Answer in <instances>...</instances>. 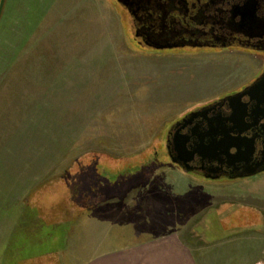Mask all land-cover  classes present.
I'll use <instances>...</instances> for the list:
<instances>
[{"label":"rangeland","instance_id":"rangeland-1","mask_svg":"<svg viewBox=\"0 0 264 264\" xmlns=\"http://www.w3.org/2000/svg\"><path fill=\"white\" fill-rule=\"evenodd\" d=\"M120 16L113 0H5L0 264H36L40 251H55L60 264H82L86 224L100 203L163 187L190 191L184 228L196 255L215 253L214 264H264V232L256 231L264 219V172L230 180L184 173L165 142L183 112L247 84L263 56L241 49L136 52ZM127 201L119 207L125 213ZM224 201L257 210L224 204L204 211ZM137 220L127 242L139 239ZM115 231L121 236L122 228Z\"/></svg>","mask_w":264,"mask_h":264},{"label":"flooded vegetation","instance_id":"flooded-vegetation-1","mask_svg":"<svg viewBox=\"0 0 264 264\" xmlns=\"http://www.w3.org/2000/svg\"><path fill=\"white\" fill-rule=\"evenodd\" d=\"M121 9V21L127 42L136 52H154L174 49H241L264 58V0H113ZM264 82V63L251 80L236 91L225 94L207 104L183 112L165 136L167 157L179 168H189L187 173L202 174L209 180L225 177L237 179L252 167H264V119L257 121L263 114L264 83L262 89L243 96L249 102L245 124L249 127L248 136L254 141L248 145V161L231 162L226 156L214 160H201L194 157L184 162L176 151L174 141L187 132H195L199 121L200 129L212 126L222 129L218 120L227 119L230 109L223 99L241 92H248L255 83ZM258 105V106H257ZM194 118L191 122L190 119ZM241 128L243 125L226 121ZM227 127V126H226ZM189 141L187 149H192ZM206 143V142H205ZM193 147V145H192ZM233 154L234 150L231 149ZM182 159V160H181ZM258 172L255 175L262 173ZM252 175V176H255ZM251 177V176H248ZM241 178H245L244 176Z\"/></svg>","mask_w":264,"mask_h":264},{"label":"crops","instance_id":"crops-1","mask_svg":"<svg viewBox=\"0 0 264 264\" xmlns=\"http://www.w3.org/2000/svg\"><path fill=\"white\" fill-rule=\"evenodd\" d=\"M154 174L148 180L154 178ZM147 183L148 181L143 186ZM146 189L143 192L137 189L134 193L133 201L130 200L131 196L129 192L123 199L112 197L99 204L98 207L103 206L102 211L93 214L86 224L88 247L82 264L216 263L220 257L215 253L209 254L210 256L196 255L197 253L191 246L193 240L190 239L191 236L188 233V229L184 228L188 226L184 220L189 214V207L184 206L182 203L186 202L184 201V197L186 196V199H188L187 194L190 191L186 192V194H177L174 191L169 192L167 187ZM168 198H171V201L167 206ZM125 200H128L127 202L130 203L127 206L128 213H125V208L122 211L119 208ZM106 204L110 205L109 208L104 207ZM224 204L256 209L253 205L244 202L224 201L204 211L209 212L211 209L218 210ZM136 205L139 210L136 209ZM128 218H130V221L138 219L133 224V227L138 230H134L135 234L137 233L140 236L133 243L126 241L125 233L127 228L132 226ZM262 226L264 227V219L261 216L260 225L256 229L258 233L264 232ZM121 228L122 234L120 236L119 231L115 230ZM157 229H161V231L157 232ZM121 239L125 240V242L121 243ZM54 252L40 251L38 254H43V256H38L37 259H34L37 261L36 264H40V261H38L40 259H44L48 263L50 258L54 256L58 259L56 254H53ZM77 255L75 259H78ZM18 257L20 258V253L14 259L18 261ZM204 259L206 262L203 261ZM24 264H27V262Z\"/></svg>","mask_w":264,"mask_h":264},{"label":"water","instance_id":"water-1","mask_svg":"<svg viewBox=\"0 0 264 264\" xmlns=\"http://www.w3.org/2000/svg\"><path fill=\"white\" fill-rule=\"evenodd\" d=\"M5 0H0V18L3 12ZM263 81L255 83L249 87L248 92L238 93L239 95H233L228 97L229 99H223V102L229 106L230 117L218 120V124L222 125V129L205 127L200 129L199 122L195 124V132H187L177 137L174 141L176 151L181 155L184 162H189L194 157H199L203 160H214L216 157L226 156L231 159V162L248 161L250 151L248 145L254 141V136H248L246 133L249 127L245 124L248 115L249 102L242 100L243 96L255 93L258 96L260 88L262 89ZM264 96V94H262ZM258 106V105H257ZM263 114L257 119V121L264 119V104L262 107ZM194 118H191V122ZM226 121L236 122L243 125L241 128H234L230 125L224 126ZM264 134V132H263ZM189 141H193L191 144L192 149H187L186 144ZM206 142V143H205ZM250 143V144H249ZM193 145V147H192ZM233 149L234 153L231 154L230 150ZM182 160V159H181ZM259 167V166H258ZM252 167L246 170L244 177L255 175L258 172L264 171L263 168ZM184 173L189 172V168H182ZM243 176H240L243 177Z\"/></svg>","mask_w":264,"mask_h":264},{"label":"trees","instance_id":"trees-1","mask_svg":"<svg viewBox=\"0 0 264 264\" xmlns=\"http://www.w3.org/2000/svg\"><path fill=\"white\" fill-rule=\"evenodd\" d=\"M87 155H100V154H97V153H88ZM101 155H102V154H101ZM83 156H84V155H83ZM83 156H82V157H83ZM80 158H81V157L77 158V160H79ZM137 182H138V185H142V186H143V185L145 184L146 181L138 180ZM47 184H50V183H45V184L42 185V186H46ZM33 193H34V192H33ZM56 260H57V258H56ZM33 264H34V262H33ZM56 264H60V261L57 260V261H56Z\"/></svg>","mask_w":264,"mask_h":264}]
</instances>
